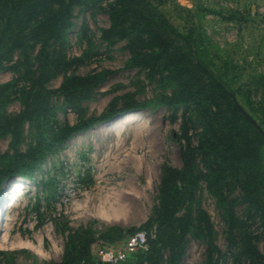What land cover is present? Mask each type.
I'll list each match as a JSON object with an SVG mask.
<instances>
[{"label": "rangeland", "instance_id": "obj_1", "mask_svg": "<svg viewBox=\"0 0 264 264\" xmlns=\"http://www.w3.org/2000/svg\"><path fill=\"white\" fill-rule=\"evenodd\" d=\"M59 12L62 33L42 24ZM216 79L264 129V0H0V264H58L73 240L95 264L141 229L123 264H264V143Z\"/></svg>", "mask_w": 264, "mask_h": 264}, {"label": "trees", "instance_id": "obj_2", "mask_svg": "<svg viewBox=\"0 0 264 264\" xmlns=\"http://www.w3.org/2000/svg\"><path fill=\"white\" fill-rule=\"evenodd\" d=\"M8 4L9 5H16V6L20 5L21 6L22 2H19V3H16V4L15 3L14 4L13 3H8ZM68 7H69V5L64 7V8L69 12L70 9ZM62 12H64V11H62ZM62 12H59L61 14L60 16L52 15L50 13L48 18H47V20L45 22H42V24L44 26L46 24H48L49 26L53 27V25L57 24L58 22H61V24L59 25V28H60V31L62 33L63 31H65V29H67V28H69L71 26L70 25L71 23L64 19V16H63ZM162 20L165 21L164 19H162ZM45 39L47 41L49 38L46 37ZM102 76L103 75L100 74V75L95 76V77L101 78ZM216 82H217V84L220 87H222V89L230 97V99L233 102L234 107L236 108L237 112L240 115H243L245 117V115H244L245 110H244V108H242L239 105L234 92L232 90H229V89L225 88L224 85L222 84V82L219 79H216ZM102 119L103 118H98V119H95V120H91V121H89L87 123H83L81 125H77V126H74L72 128H68L67 130H64L59 135L52 136L51 142L48 145V150H44V148L42 146H39L32 154L21 155L19 157V159H18L17 164L16 165H12L11 170L10 171L8 170V174L11 175V176L20 175V173H22V169L24 167L33 166V165L39 163L42 158L47 156L49 151H52L53 148L58 147L59 144H61L63 141H65L66 139L71 137L73 132L78 131V130L89 129V128L93 127L97 122L102 121ZM246 120L249 122V120L247 118H246ZM257 133H258L259 140L262 143H264V137H262L259 134L258 131H257ZM188 155L189 154L187 153V151L184 148H182L181 149L182 159H183L185 165L187 167H190V161L191 160L188 157ZM163 170H164V177H163V180H162L161 201H162V203L164 204L165 207H171L173 205L172 202L175 201L176 197L181 195L182 191L184 190V186H181V185L177 184V182H178L177 180L180 178V171H178L176 169H173L171 167H168V166H164ZM118 229L119 228H117V227L109 228L100 236V238L102 240L107 241L108 243H110V242L111 243H115L114 240H117V238H115L113 235H114V233L116 231H118ZM141 230H144V229H141ZM134 233H136V232H134ZM118 236L120 237V234H118ZM89 237L90 238H89V240H87V244L91 245V244L97 242V239L93 236L92 232H89ZM184 238H185L184 235L181 236L180 241L178 242V245H177L178 246V248H177L178 257H179L178 260H180L181 257H182V252H183V249H184ZM81 246L82 245L77 244L74 240L71 241L67 245L66 250H65V252H66L65 260L60 262V263H58V264H83L82 260H84V258L86 257V251H84L83 247H81Z\"/></svg>", "mask_w": 264, "mask_h": 264}, {"label": "built area", "instance_id": "obj_3", "mask_svg": "<svg viewBox=\"0 0 264 264\" xmlns=\"http://www.w3.org/2000/svg\"><path fill=\"white\" fill-rule=\"evenodd\" d=\"M149 237L146 230H139L115 246H103L96 254V264H122L138 250L148 249Z\"/></svg>", "mask_w": 264, "mask_h": 264}, {"label": "bare ground", "instance_id": "obj_4", "mask_svg": "<svg viewBox=\"0 0 264 264\" xmlns=\"http://www.w3.org/2000/svg\"><path fill=\"white\" fill-rule=\"evenodd\" d=\"M139 119H138V116L137 115H130V116H125V117H122V118H119L118 120L115 121V123L113 124L115 127H122L124 125H127V124H133V123H136L138 122ZM112 126H108V129L107 130H111ZM19 183V182H18ZM14 207V203H10V210H12V208ZM5 212V211H4ZM10 213V212H9ZM8 216V214H7ZM32 245V244H31ZM25 246H27V244H25ZM32 247V246H31ZM42 253V252H41ZM41 256H43V254H41Z\"/></svg>", "mask_w": 264, "mask_h": 264}, {"label": "water", "instance_id": "obj_5", "mask_svg": "<svg viewBox=\"0 0 264 264\" xmlns=\"http://www.w3.org/2000/svg\"><path fill=\"white\" fill-rule=\"evenodd\" d=\"M245 117L249 120V122L256 128L259 134L264 137V129L263 127L247 112H244Z\"/></svg>", "mask_w": 264, "mask_h": 264}]
</instances>
